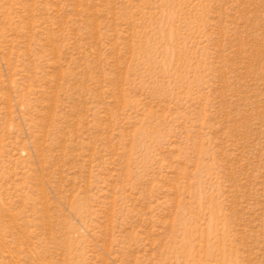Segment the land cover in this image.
Segmentation results:
<instances>
[{"label":"rangeland","instance_id":"374dc122","mask_svg":"<svg viewBox=\"0 0 264 264\" xmlns=\"http://www.w3.org/2000/svg\"><path fill=\"white\" fill-rule=\"evenodd\" d=\"M0 264H264V0H0Z\"/></svg>","mask_w":264,"mask_h":264}]
</instances>
